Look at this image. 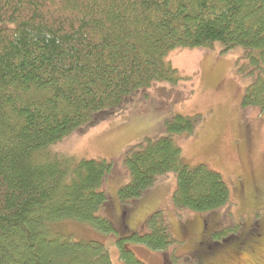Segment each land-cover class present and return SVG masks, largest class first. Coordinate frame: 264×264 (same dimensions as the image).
<instances>
[{
    "label": "trees",
    "instance_id": "trees-1",
    "mask_svg": "<svg viewBox=\"0 0 264 264\" xmlns=\"http://www.w3.org/2000/svg\"><path fill=\"white\" fill-rule=\"evenodd\" d=\"M7 23L0 29V264H112L102 241L78 240L67 224L118 238L123 264H143L127 242L165 254L176 242L161 216L147 220L145 233L121 237L103 213L110 215L106 184L115 162L72 166L49 150L138 93L176 83L167 56L182 49H242L250 78L242 106L264 115V0H0V24ZM199 120L165 121L167 135L127 151L123 204L170 174L177 209L211 214L229 204L220 174L181 162L174 138L194 133Z\"/></svg>",
    "mask_w": 264,
    "mask_h": 264
},
{
    "label": "rangeland",
    "instance_id": "rangeland-1",
    "mask_svg": "<svg viewBox=\"0 0 264 264\" xmlns=\"http://www.w3.org/2000/svg\"><path fill=\"white\" fill-rule=\"evenodd\" d=\"M11 25L0 24V29ZM243 55L242 49L224 52L220 45L212 50L173 51L167 61L177 71L176 83H160L138 93L126 101L125 109L107 113L106 120L99 118L84 133H75L49 150L54 158L68 157L72 166L83 160L115 162L106 184L112 217L103 213L119 236L143 234L151 216L163 218L176 242L165 254L125 245L143 264H264V115L242 106L250 84ZM177 116L200 117L194 133L174 138L182 164L204 165L227 185L229 204L214 213L177 209L175 174L161 178L135 203L123 204L119 198L120 187L130 180L127 151L146 139L167 135L165 121L169 124ZM65 228L78 240L102 241L112 264H123L115 236L76 224Z\"/></svg>",
    "mask_w": 264,
    "mask_h": 264
},
{
    "label": "flooded vegetation",
    "instance_id": "flooded-vegetation-1",
    "mask_svg": "<svg viewBox=\"0 0 264 264\" xmlns=\"http://www.w3.org/2000/svg\"><path fill=\"white\" fill-rule=\"evenodd\" d=\"M254 190L255 191H259L260 189H256V186H254ZM186 259H189V258H186ZM189 261H191V260H189ZM195 262H197V263H199V261H197V260H194ZM186 262H188L187 260H186Z\"/></svg>",
    "mask_w": 264,
    "mask_h": 264
}]
</instances>
